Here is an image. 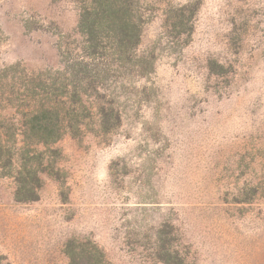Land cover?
Here are the masks:
<instances>
[{"label": "rangeland", "instance_id": "1", "mask_svg": "<svg viewBox=\"0 0 264 264\" xmlns=\"http://www.w3.org/2000/svg\"><path fill=\"white\" fill-rule=\"evenodd\" d=\"M131 1L126 50L82 0H0V264H264V0ZM6 153L41 160L35 201Z\"/></svg>", "mask_w": 264, "mask_h": 264}, {"label": "trees", "instance_id": "2", "mask_svg": "<svg viewBox=\"0 0 264 264\" xmlns=\"http://www.w3.org/2000/svg\"><path fill=\"white\" fill-rule=\"evenodd\" d=\"M88 1L90 6H87ZM82 3H85L80 13V28L83 33L87 31L86 33L96 38L107 33L116 41L119 49L129 50L137 46L140 37V18L134 13V4L131 0H82ZM62 122L63 119L57 111L51 108L44 107L35 113L29 120V125L32 126L31 133L36 139L34 145L47 146L58 141L65 131L62 126L57 127ZM23 136L26 137L24 134ZM24 157L26 156H22L21 162L14 165L16 161L13 156L8 153L5 155V166L14 167L16 175L14 199L18 203L37 199L42 186L39 175L44 171L41 160L35 158L27 160ZM75 248L72 244L67 246V254L74 253ZM78 248L82 264H110L94 244ZM69 264H75L72 258Z\"/></svg>", "mask_w": 264, "mask_h": 264}]
</instances>
